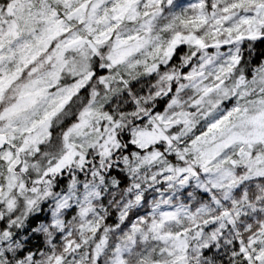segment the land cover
Here are the masks:
<instances>
[{"label":"clouds","instance_id":"1","mask_svg":"<svg viewBox=\"0 0 264 264\" xmlns=\"http://www.w3.org/2000/svg\"><path fill=\"white\" fill-rule=\"evenodd\" d=\"M235 3L0 0V264H264V7Z\"/></svg>","mask_w":264,"mask_h":264},{"label":"snow or ice","instance_id":"2","mask_svg":"<svg viewBox=\"0 0 264 264\" xmlns=\"http://www.w3.org/2000/svg\"><path fill=\"white\" fill-rule=\"evenodd\" d=\"M243 3H247L250 5H255L257 9H260L264 7V0H237V3L233 4L232 7H238ZM247 23V21H245ZM3 82V77H0V83ZM219 122L217 124L212 125L211 127L215 128L217 127ZM249 247H251V241H249ZM207 247V245H205ZM237 249L238 252H233V255L239 254L240 256L243 257V264H251V256L250 253L247 251V248L244 246L243 243L237 242ZM210 250V249H209ZM59 260V258H57ZM257 260L261 259L260 255H257L256 257Z\"/></svg>","mask_w":264,"mask_h":264}]
</instances>
